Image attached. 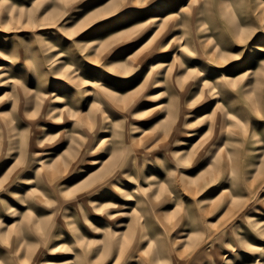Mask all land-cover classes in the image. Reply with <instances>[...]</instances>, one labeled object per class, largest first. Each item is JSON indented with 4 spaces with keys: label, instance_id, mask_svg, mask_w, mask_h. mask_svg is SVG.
I'll list each match as a JSON object with an SVG mask.
<instances>
[{
    "label": "rangeland",
    "instance_id": "obj_1",
    "mask_svg": "<svg viewBox=\"0 0 264 264\" xmlns=\"http://www.w3.org/2000/svg\"><path fill=\"white\" fill-rule=\"evenodd\" d=\"M263 46L264 0H0V264H264Z\"/></svg>",
    "mask_w": 264,
    "mask_h": 264
},
{
    "label": "bare ground",
    "instance_id": "obj_2",
    "mask_svg": "<svg viewBox=\"0 0 264 264\" xmlns=\"http://www.w3.org/2000/svg\"><path fill=\"white\" fill-rule=\"evenodd\" d=\"M153 20H159V17L158 16H156V17H153ZM261 46V45H260ZM264 47V46H263ZM260 49H262L263 50V48L261 47ZM152 67L154 68L155 66L154 65H152ZM91 85L92 87H93V90H96L97 88H98V86H99V83L98 82H96V81H90V80H88V82H86L85 83V85ZM108 138H103L102 139V142H105L106 140H107ZM118 191L121 193V192H123L124 191V188H120V189H118ZM59 245H60V243H58ZM257 249H262L263 247L262 246H260V245H256L255 246Z\"/></svg>",
    "mask_w": 264,
    "mask_h": 264
}]
</instances>
